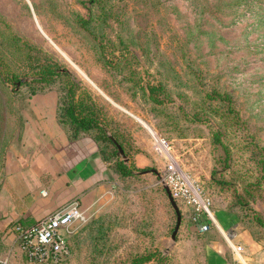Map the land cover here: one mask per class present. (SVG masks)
<instances>
[{
	"label": "rangeland",
	"instance_id": "obj_1",
	"mask_svg": "<svg viewBox=\"0 0 264 264\" xmlns=\"http://www.w3.org/2000/svg\"><path fill=\"white\" fill-rule=\"evenodd\" d=\"M91 16L87 27L82 17ZM0 55V146L5 140L7 146L15 140V133L25 123L24 111L31 107L33 90L42 87L36 83L17 88L15 75H38L41 63L57 61L72 72L81 91L96 97L108 115L124 119V128L131 130L134 140L128 156L138 172L150 167L164 169L163 159L151 147L150 125L167 135L179 162L211 193L214 210L236 199L237 189L250 205L243 210L245 217L252 209L264 222V168L258 157L264 155V0H0ZM161 60L179 71L167 80L170 86L190 95L189 100L176 96L169 101L168 111L180 120L174 128L165 118L155 116L153 104L139 90L148 81L163 78L159 69H165L158 68ZM128 67L136 69L140 85L126 78L132 73ZM194 71L202 80L194 77ZM212 87L232 92L246 120L241 129L228 121L223 125L231 149L228 163L223 160V148L212 142L217 117L210 114L209 120L185 121L184 113L199 106L202 91ZM6 147L0 162L10 149ZM139 151L152 161H140ZM110 171L117 183L116 174ZM142 174L128 181V186L122 182L127 195H120L119 203L128 205L135 218L145 216L153 205L157 225L165 224V234L155 240L165 256L152 263L207 264L209 238L198 229L187 233L190 221L186 217L182 234L173 239L175 216L171 218L157 192L164 186L161 178L154 171ZM214 174L231 184L219 186ZM248 186L251 191L245 190ZM119 232L125 235V231ZM127 233L122 241L138 240L137 234ZM89 247L77 246L74 253ZM10 257V264H35L22 251L12 252ZM83 263L73 256L62 264Z\"/></svg>",
	"mask_w": 264,
	"mask_h": 264
},
{
	"label": "trees",
	"instance_id": "obj_2",
	"mask_svg": "<svg viewBox=\"0 0 264 264\" xmlns=\"http://www.w3.org/2000/svg\"><path fill=\"white\" fill-rule=\"evenodd\" d=\"M91 1L92 3L95 2V0ZM91 19L92 16L88 18L82 17L83 24L89 27ZM11 34L13 38H18V36L14 33ZM120 40L123 42L125 41L123 37H120ZM1 59L0 55V60ZM105 62H108V60H105ZM161 67L166 70L162 71L159 69L163 78H159L157 82L148 81L147 85H141L139 90L142 91L144 98L153 104L155 116L165 118L167 120V124H170L169 126L174 128V125H180V120H177V116L174 113H170V111H168V107L170 106L169 101H175L176 96L181 99L189 100L190 95L187 91L181 89L175 90L170 86L169 81H167L172 79L173 74H175V76L179 75V71L175 68L174 70L170 64H167L162 60L158 62V68ZM38 68V75H35L33 80L23 81L21 85H33L36 83L41 84L42 87H38V90L34 89L31 95H34L37 92L49 91L52 89H56L58 91L59 99L57 117L59 122L66 128L70 138L76 139L82 135L88 134L97 141L103 159L107 162L109 168L116 174L117 197L110 209L98 215L92 216L86 223L80 225L69 236L68 245L70 253L64 259L58 262L48 260L33 263L62 264L70 260L73 256H76L84 262L83 264H119L122 262L124 264H153L152 262L154 259H161V257L165 256V253L161 250V248L157 247L158 241L156 242L155 240L156 237L164 235L166 231L164 223H162V225H157L156 223L157 217L153 214V212H156L155 206L149 205V212L145 216L135 218L131 216V211L128 205L125 204L122 206L121 203H119V196L123 194L127 195V189L122 187V182L127 183L128 186V181L143 176V174L142 172L137 171L138 167H135L132 163L130 156L129 160L125 161L121 155H118L119 147L110 137L108 130L112 132L118 142L123 146L127 155H129V147H132L134 144L133 137H131V130H129V128H124V125H126L124 119H121L117 115H108L103 110L104 108H102L96 97H94L91 93L84 90L81 91L78 86V82L75 80L72 72L67 67L60 65L57 61H46L41 63ZM128 68L132 73L126 78H131L132 80H135L136 85H140V79L136 75V69L132 67ZM193 74L196 79L202 80L196 71H194ZM24 76L15 75L14 82L16 83L17 88L21 86L17 85V81ZM174 80L176 83L180 82V79H177V77H175ZM181 82L183 83L184 81ZM43 84H45L44 87ZM45 88H47V90H45ZM132 89L134 90V88ZM200 98L201 100L198 101L200 104L199 106L194 107L192 112L184 113L185 121L196 123L202 120H209L210 114L217 117L218 127H213L212 129V142L214 145H220L223 148L225 153L223 160L225 163H228L231 155V149L224 139L225 131L223 129V125L225 126V122L228 121L231 122L234 127L241 129L242 123H246V120H243L239 110L237 109L233 93L228 90H221L217 87H212L202 91ZM214 101L220 102L221 105L217 107L214 104ZM178 108L182 109L180 106H178ZM163 110L166 111V113H164ZM160 126L162 125L160 124ZM23 127L24 125L21 124L17 133H15L17 136L16 138L20 137ZM167 132L170 135L171 130ZM165 136L167 137L166 134ZM1 144L0 154L3 147H6L9 143L5 140ZM8 147L9 146L6 148ZM260 147L262 146L260 145ZM258 157L261 168H264V155H258ZM4 158L5 156L3 157L2 162H0V166L3 164ZM213 179L216 180V183L219 186L231 184L225 177L217 178L215 174ZM245 190L251 191L252 188L251 186H248ZM235 191L236 199L229 201L223 209L235 213V215L239 218V221L244 226L250 228L255 237L264 238V222L258 217L256 212H250L252 209L248 211V218L247 216L245 217L243 210L249 208L250 205L247 201H245L243 195L244 193H241L237 189H235ZM157 192L160 193L159 195L163 196V205L170 211L171 218L172 214L175 216V225H172L173 227L171 229V233H173L177 222V212L166 188L162 186L157 189ZM208 194L211 196L214 203L213 196L209 192ZM177 202L182 212V222L177 232V238H179L182 234L181 231L185 228L184 226L187 221L186 217H188L190 221L188 227L185 228L188 231L187 233L198 229L200 234H204L209 238L208 242H210L213 238L220 237L218 228L214 224H211L208 229L200 231L197 222L194 221L192 216L193 207L188 204L183 207V204H181L182 200L180 199H177ZM119 230L125 231V235H122ZM128 230L132 232L133 236L137 234L138 240L135 243L122 241L123 236L127 237L129 235L127 233ZM139 239H141V241ZM85 245L90 246L88 250L74 253L77 246L84 247ZM7 250L8 246L0 236V257L7 255L5 254ZM14 251H22L29 259L27 252L21 248L19 243L13 252Z\"/></svg>",
	"mask_w": 264,
	"mask_h": 264
},
{
	"label": "crops",
	"instance_id": "obj_3",
	"mask_svg": "<svg viewBox=\"0 0 264 264\" xmlns=\"http://www.w3.org/2000/svg\"><path fill=\"white\" fill-rule=\"evenodd\" d=\"M58 99L56 89L29 98L21 135L9 145L0 166V236L8 246L5 254L18 246L16 224H32L74 198L92 216L98 215L116 198V181L99 144L88 134L70 138L57 117ZM145 154L139 151L136 156L150 163L152 158ZM215 217L220 237L207 244V264H264V238L255 237L233 212L216 209ZM236 243L244 250L234 261L231 245Z\"/></svg>",
	"mask_w": 264,
	"mask_h": 264
},
{
	"label": "built area",
	"instance_id": "obj_4",
	"mask_svg": "<svg viewBox=\"0 0 264 264\" xmlns=\"http://www.w3.org/2000/svg\"><path fill=\"white\" fill-rule=\"evenodd\" d=\"M148 129L154 151L161 156L164 162L161 180L166 181L176 199L193 207L192 216L199 230L208 229L211 224L217 223L213 199L203 184L179 162L174 154L171 140L150 125ZM91 217L92 214L81 201L74 198L54 208L32 224H16L17 241L27 252L31 262L48 260L58 262L70 253L69 236ZM231 246L234 261H237L239 258L236 253H241L244 245L236 243ZM10 258V254L0 257V264H10Z\"/></svg>",
	"mask_w": 264,
	"mask_h": 264
},
{
	"label": "water",
	"instance_id": "obj_5",
	"mask_svg": "<svg viewBox=\"0 0 264 264\" xmlns=\"http://www.w3.org/2000/svg\"><path fill=\"white\" fill-rule=\"evenodd\" d=\"M35 77V75H27V76H24L22 77L19 81H17V85H21V83L23 81H27V80H30V79H33ZM108 133L110 135V137L115 141V143L118 145L119 147V150H118V155H121L125 161H128L129 160V156L127 155V153L125 152L123 146L118 142V140L116 139V137L112 134V132L110 130H108ZM149 171H154L157 173V175L162 178V173L161 171H159L156 167H150V168H146V169H142L140 170V172H149ZM162 181V184L164 185V187L166 188L168 194H169V197L172 201V204L177 212V222H176V226H175V229L173 230V233H172V238L173 239H176L177 237V232H178V229L181 225V222H182V212H181V209H180V206L177 202V199L173 196L172 192H171V189L169 187V185L166 183L165 180H161Z\"/></svg>",
	"mask_w": 264,
	"mask_h": 264
}]
</instances>
